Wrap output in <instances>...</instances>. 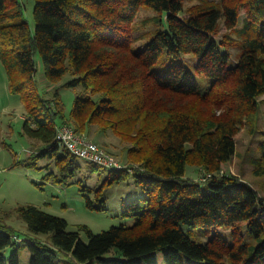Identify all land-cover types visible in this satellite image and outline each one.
Instances as JSON below:
<instances>
[{"label": "trees", "instance_id": "trees-1", "mask_svg": "<svg viewBox=\"0 0 264 264\" xmlns=\"http://www.w3.org/2000/svg\"><path fill=\"white\" fill-rule=\"evenodd\" d=\"M142 6L159 12L150 22L165 20L166 28L147 31L149 39L136 48L142 35L133 23ZM33 15L34 30L22 0H0V62L9 91L25 106L24 132L39 143L26 163L49 157L71 178L78 156L58 143L57 127L112 130L128 143L127 161L109 168L104 184L132 174L144 195L122 207L131 224L100 232L86 225L68 230L65 218L18 205L28 231L22 236L0 223V264H20L19 248L31 254L29 264H264V196L221 169L247 125L263 137L250 162L254 174H264V129L257 125L264 105V0H197L187 8L184 0H34ZM220 20L229 33L218 40ZM37 53L49 83L70 76L60 86L75 91L68 114L58 88L50 97L40 90ZM183 54L193 62L174 60ZM158 63L166 68L157 71ZM88 162L91 170L100 166ZM187 166L203 178L186 177ZM183 224L214 232L201 242ZM244 224L256 243L243 240ZM227 228L233 244L220 232Z\"/></svg>", "mask_w": 264, "mask_h": 264}, {"label": "rangeland", "instance_id": "rangeland-1", "mask_svg": "<svg viewBox=\"0 0 264 264\" xmlns=\"http://www.w3.org/2000/svg\"><path fill=\"white\" fill-rule=\"evenodd\" d=\"M24 5V16L29 20L31 29L34 30L35 21L33 15L34 0H22ZM197 0H184L185 8L196 3ZM159 14L156 10L142 6L139 8L133 23L135 35H142L135 42L136 48H141L149 39L144 35L147 31L156 28H166L165 20L159 24L150 22L154 15ZM165 14L162 17L164 19ZM245 13L241 11L239 26L242 25ZM229 33V30L219 22V33L216 39ZM232 59H236L237 48L230 49ZM167 56L163 57L165 60ZM185 57L192 63L193 59L188 54H183L174 60L184 61ZM37 63L36 79L40 90L46 92L48 97L54 89L58 88L62 101L65 105V113L68 114L74 98L75 91L71 87H60L69 79V75L58 83H49L44 77L42 58L39 53L35 55ZM172 58H170L171 60ZM170 60L168 62H170ZM233 62L231 61L230 64ZM166 63H158L154 66L157 71L166 68ZM168 64V63H167ZM189 67L192 64L186 63ZM264 98V95L261 97ZM261 114L258 118V129H264V105L261 106ZM26 110L18 94H13L8 89L7 76L3 65L0 62V223L8 224L17 232L25 234L28 229L25 221L18 216L16 207L21 204H33L42 210L61 216L66 219L68 230H78L79 225H86L93 232H100L108 229L112 225L131 224L133 218L122 216L121 211L125 202L130 199L139 198L144 195L141 187L135 182L132 174L120 182L104 184L105 178L109 175V168L98 166L91 170L90 163L77 157L80 164L71 178L64 177L61 171L55 166L54 160L49 157H41L37 160V165H28L26 159L31 153V149L39 145L38 142L29 138L24 132V120ZM245 125L235 136L236 151L233 157L221 165L222 172L237 175L245 182L253 186L260 196H264V174L253 173L250 156L253 155L258 142L263 138L260 133L257 135L248 132ZM89 140L96 142L109 153H111L119 163L126 164L128 143L121 140L112 130L105 132L96 131L92 126L89 133H84ZM202 171L196 166H187L186 177L201 180ZM100 190L101 195H98ZM104 200V203L102 202ZM88 201L94 206L90 207ZM104 205V207H102ZM182 227L188 230L189 227L183 224ZM213 230L205 234L199 227L191 228L190 233L195 240L206 241L213 234ZM222 235L230 244L234 238L231 228L220 230ZM243 240L255 242L256 240L248 231L246 224L240 228ZM47 239V234H39ZM83 240L88 237L81 231ZM254 240V241H253ZM52 244L50 238L47 239ZM21 239L18 242L21 243ZM13 248L9 247L4 251L7 258H10ZM18 256L20 264H29L31 254L19 248ZM182 263L184 259L182 258ZM159 264H164L162 261ZM194 264H205L204 261H197Z\"/></svg>", "mask_w": 264, "mask_h": 264}, {"label": "built area", "instance_id": "built-area-1", "mask_svg": "<svg viewBox=\"0 0 264 264\" xmlns=\"http://www.w3.org/2000/svg\"><path fill=\"white\" fill-rule=\"evenodd\" d=\"M56 138L60 145L87 161L107 168L122 167V164L111 153L96 142L89 140L85 135L75 132L73 127L67 123L57 127Z\"/></svg>", "mask_w": 264, "mask_h": 264}]
</instances>
